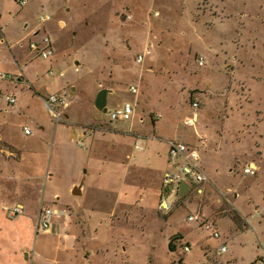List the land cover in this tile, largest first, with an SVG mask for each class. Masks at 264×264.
Here are the masks:
<instances>
[{"label": "rangeland", "instance_id": "374dc122", "mask_svg": "<svg viewBox=\"0 0 264 264\" xmlns=\"http://www.w3.org/2000/svg\"><path fill=\"white\" fill-rule=\"evenodd\" d=\"M41 14L50 18L39 23ZM0 27V71L17 78L0 79V239L16 264L264 259V0H0ZM44 36L47 58L28 47ZM110 86L108 108L135 100L132 132L130 121L94 107L97 89ZM52 93L68 100L58 121L44 103ZM193 100L200 115L192 138L208 140L199 149L207 179L202 193L176 199L162 189L164 138L185 141L182 129L193 128L182 111L190 116ZM252 162L255 174L243 173ZM162 196L174 204L168 214L158 209ZM17 202L25 213L11 216L3 206ZM40 207L53 210L47 227L37 225ZM197 213L220 237L187 220Z\"/></svg>", "mask_w": 264, "mask_h": 264}, {"label": "built area", "instance_id": "2783aa9c", "mask_svg": "<svg viewBox=\"0 0 264 264\" xmlns=\"http://www.w3.org/2000/svg\"><path fill=\"white\" fill-rule=\"evenodd\" d=\"M17 2L20 5H24L27 0H17ZM122 14L125 15L127 18H131V14L125 11H122ZM50 18L49 15L41 14L39 15V23H43L46 20ZM42 44V45H41ZM41 44L39 42L30 41L28 44V47L30 51L35 52L36 55H40L42 58H47L50 53L52 52L51 48V41L48 36H44L42 38ZM148 51V48L145 47L144 51L142 53H138L135 57L136 61L140 64L143 62L144 55ZM202 64V59H200V62ZM18 70H22L19 66ZM17 70V71H18ZM22 71L16 72V74H21ZM49 74H53L52 70H49ZM59 76L63 75V72L58 73ZM0 79L3 80H14L17 79L14 74L0 71ZM131 93L137 94L138 87L135 85H131L129 87ZM5 99L9 103L15 102V97L13 95H6ZM44 103L46 107L51 111L52 115L57 118V121L61 119V110L67 106L68 100L65 93H52L45 97ZM198 108V101L193 100L191 103V106L189 108L190 113H192L190 116L185 117L183 120L184 123L191 124L194 119V111ZM107 114L109 116L110 120H117V119H123V120H129L134 116L135 112V101L130 102L126 101L120 106H117L112 109H107ZM156 118H160L161 115L156 114L154 115ZM152 119H154L152 117ZM24 132L26 134L31 133L32 131L28 127H24ZM207 137L206 135L199 134V139L196 143L190 144L183 142L179 140L178 138H173L168 141L169 144V150H168V165L169 167L163 172L162 174V189L164 193H170L173 192L176 195V199L180 198V195L178 194V188L180 181L184 180L188 185L189 189L194 188L197 193H202L203 189L200 186L201 183H203L207 177L202 169V167L199 164V149L200 148H206L207 145ZM79 145H82V142L79 143ZM134 148L135 149H141L142 145L141 142L136 139L134 141ZM242 172L250 175H254L256 172V166L253 163L245 164L242 167ZM190 181V182H189ZM192 183V184H191ZM174 204L170 203L166 197H161L158 202V209L163 214H168ZM4 208L9 212L11 216H16L23 214L25 212V206L22 204H13L4 206ZM62 213V212H61ZM47 214H53V210L49 207H40L38 218H37V225L40 224L43 227H47L48 223L45 220V216ZM188 221H196L199 226L211 230V234L213 237L218 238L220 237V234L214 225L213 221H209L205 219L201 213L197 214H190L187 217ZM179 246L183 250H189V245L187 243H181L179 241ZM226 250L225 243H221L218 246V251L223 252ZM250 264H264L263 257H259L255 259Z\"/></svg>", "mask_w": 264, "mask_h": 264}, {"label": "crops", "instance_id": "0c3cea01", "mask_svg": "<svg viewBox=\"0 0 264 264\" xmlns=\"http://www.w3.org/2000/svg\"><path fill=\"white\" fill-rule=\"evenodd\" d=\"M60 23H64L62 20H58V24H60ZM34 34H37L38 32H37V30L36 31H34L33 32ZM4 41H5V36H4V34H3V32H2V28L0 27V44H3L4 43ZM100 88H98L97 89V91L99 90ZM113 91V87L112 86H110L109 87V92L107 93V103H108V96H109V94L111 93ZM131 92V91H130ZM39 93H41V92H39ZM69 94H72V91H69ZM135 101V100H134ZM113 105H116L114 102H113ZM117 106H119V105H117ZM117 106H114V107H111V108H108L107 107V109H112V108H115V107H117ZM135 110H136V108H135ZM187 112L189 113V109L187 108ZM190 114V113H189ZM134 115H135V112H134ZM199 115H200V113H199V111H197V110H195L194 111V119H195V121H193L191 124H187V123H184L185 124V126H187V127H192L193 128V130H187V129H182V135H183V137L185 138V141H183V142H186V143H190V144H194V143H196V141H198V139H199V134H198V136H197V139L196 138H192V136H193V131L196 129V127H195V125H196V123H197V120L199 119ZM65 116H67V114H65ZM162 116V115H161ZM182 116H186V117H188L189 115H187L186 114V111L185 110H183L182 111ZM135 118V116H133V118L131 119V121L129 122V130H131V132H132V123H133V119ZM160 119V118H159ZM155 120H158V119H155ZM127 121H129V120H127ZM138 121L139 122H141V123H143L144 121H145V119L144 118H142V117H139L138 118ZM81 131L83 132V134H86V131H84V129H81ZM137 133V132H136ZM31 134V133H30ZM156 134H153L152 135V138H154V139H161V137L160 136H158V137H160V138H157L156 136H155ZM86 136V144H87V147H86V151H88V147L91 145V142H92V135L91 134H87V135H85ZM193 139H196V141H194ZM170 140V138H168V139H165L164 138V141H165V145H166V159H165V162H166V169L169 167V165H168V150H169V144H168V141ZM180 140V139H179ZM194 141V142H193ZM253 163V162H252ZM254 164V163H253ZM255 165V164H254ZM165 169V170H166ZM2 177L3 176H1L0 177V179H2ZM0 181H2V180H0ZM0 185H1V183H0ZM74 186H78L79 187V190H80V192L84 189L83 188V186L82 185H74ZM2 190V187H0V191ZM15 204H21V203H15ZM11 205H13V204H11ZM4 206H8V205H4ZM4 206H3V208H4ZM264 206V205H263ZM2 209V206L0 205V219L1 218H3L2 216H3V209ZM5 209V208H4ZM259 211H262V213H261V215H262V217L264 218V213H263V210L262 209H258ZM25 213V212H24ZM23 213V214H24ZM20 215H22V214H20ZM258 215H260V214H258ZM17 216V215H16ZM38 218V217H37ZM244 224V223H243ZM183 236V235H182ZM185 243H187L186 241H185ZM4 244H5V242L4 241H2V239H0V264H16V260H18V256H17V252H13V251H5L4 249H3V247H4ZM184 251H187V250H184Z\"/></svg>", "mask_w": 264, "mask_h": 264}, {"label": "water", "instance_id": "95a60500", "mask_svg": "<svg viewBox=\"0 0 264 264\" xmlns=\"http://www.w3.org/2000/svg\"><path fill=\"white\" fill-rule=\"evenodd\" d=\"M109 92L108 88H100L94 98V107L101 112L107 111V93ZM189 189V185L184 181H180L179 188H178V194L181 196L185 191ZM73 193L77 194L80 193L79 187L74 186L73 187Z\"/></svg>", "mask_w": 264, "mask_h": 264}, {"label": "trees", "instance_id": "16d2710c", "mask_svg": "<svg viewBox=\"0 0 264 264\" xmlns=\"http://www.w3.org/2000/svg\"><path fill=\"white\" fill-rule=\"evenodd\" d=\"M178 234H175V235H172L170 238H169V241H168V247L170 248V249H174V244L172 243V241L175 239V238H177L178 236H177ZM178 239V238H177Z\"/></svg>", "mask_w": 264, "mask_h": 264}]
</instances>
